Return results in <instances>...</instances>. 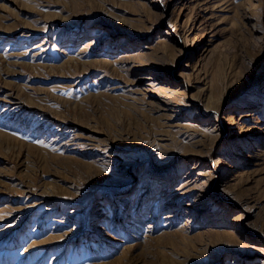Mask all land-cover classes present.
<instances>
[{
    "label": "rangeland",
    "instance_id": "obj_1",
    "mask_svg": "<svg viewBox=\"0 0 264 264\" xmlns=\"http://www.w3.org/2000/svg\"><path fill=\"white\" fill-rule=\"evenodd\" d=\"M0 264H264V0H0Z\"/></svg>",
    "mask_w": 264,
    "mask_h": 264
}]
</instances>
